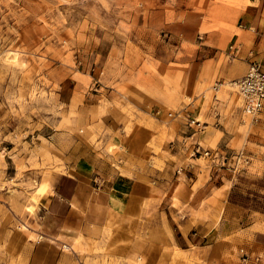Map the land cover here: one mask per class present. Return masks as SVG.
<instances>
[{
    "label": "rangeland",
    "instance_id": "obj_1",
    "mask_svg": "<svg viewBox=\"0 0 264 264\" xmlns=\"http://www.w3.org/2000/svg\"><path fill=\"white\" fill-rule=\"evenodd\" d=\"M258 4L0 0V264H144L153 244L161 249L150 255L193 264L200 261L175 250L174 235L193 218L223 216L228 204L241 225L255 216L264 229V105L246 115L234 81L216 79L226 54L235 56L226 32L253 35L240 24ZM215 52L203 66L215 74L199 84L197 67ZM193 103L202 113L214 104L221 117L207 120V131L243 135L235 150L185 139ZM124 137L135 149L127 152ZM197 143L225 159L194 152ZM93 156L138 168L146 195L109 207L96 225L83 213L44 218L56 178ZM254 212L263 216L247 217Z\"/></svg>",
    "mask_w": 264,
    "mask_h": 264
},
{
    "label": "crops",
    "instance_id": "obj_2",
    "mask_svg": "<svg viewBox=\"0 0 264 264\" xmlns=\"http://www.w3.org/2000/svg\"><path fill=\"white\" fill-rule=\"evenodd\" d=\"M259 7V4L246 7L245 21L240 24L241 30L247 32L252 30L253 35L242 33L240 37L233 31L226 32L230 38L229 42L233 43L232 46L237 45L239 38L242 40L237 45L238 52L235 56L226 54L228 62L222 69V77L219 78L218 75L217 80L239 79L246 73L252 61L261 62L264 65V4L260 9ZM216 55L215 52L213 58L203 60L197 67L196 80L199 84L209 83L212 80L215 74L214 66L207 70H204L203 66L206 61L214 60ZM200 106L201 103L199 105L193 103L187 108L192 115L188 120H183L184 125L181 124L182 130L186 133L185 139L199 136L203 144L214 143L217 148L235 150L234 143L243 139V135H236L234 130L229 133L231 131L225 129L221 130V135H217L213 127L207 131V120L213 118L217 125L222 119L213 109L214 104L203 113ZM200 115L205 119L204 122L199 121ZM190 134L192 135L189 136ZM244 139L247 142V138L244 137ZM123 141L127 152L135 149L136 143L132 137H124ZM169 153L173 155L170 149ZM141 177L143 174L132 165L122 164L116 167L107 161H101L98 165L97 158L93 156L91 161L85 160V163L77 166L74 173L56 178L51 191L47 194V212L43 217L52 216L65 220L70 217L82 219L80 214L83 213L91 217V223L99 224L101 223V220H98L99 217L104 218L109 207H120L129 199L146 195L148 189ZM260 192L264 194V186L260 187ZM257 213L263 216L262 213L254 212L247 217ZM254 217L246 225H241L240 209L228 204L221 217L213 214L207 217L209 219L193 218L195 224L186 221L183 224L184 227L176 236L174 235L172 244L176 247L175 250L183 255L186 252L193 253L200 261L193 264H264V229L255 228L257 222ZM260 222H262L260 225H264V220ZM138 248L137 244L131 247L134 251ZM156 249L161 247H157V244L149 246V255L144 264H173L168 253L161 255L154 252L153 256L150 255V252ZM255 258L259 261L255 262ZM174 264L185 263L180 260Z\"/></svg>",
    "mask_w": 264,
    "mask_h": 264
},
{
    "label": "built area",
    "instance_id": "obj_3",
    "mask_svg": "<svg viewBox=\"0 0 264 264\" xmlns=\"http://www.w3.org/2000/svg\"><path fill=\"white\" fill-rule=\"evenodd\" d=\"M232 54H236L238 49L230 46ZM233 84L236 86V91L242 100V109L246 115H255L264 105V65L261 62L252 61L246 73L239 79L234 80ZM194 152H202V155L211 158L212 161L221 158L225 159L218 150L204 149L199 143L194 147ZM235 158L237 163H248V159L243 157V153H236ZM255 262L259 259L255 258Z\"/></svg>",
    "mask_w": 264,
    "mask_h": 264
}]
</instances>
